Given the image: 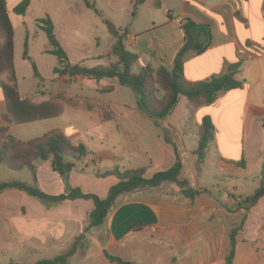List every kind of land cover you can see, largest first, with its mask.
I'll return each instance as SVG.
<instances>
[{
  "label": "crops",
  "instance_id": "1",
  "mask_svg": "<svg viewBox=\"0 0 264 264\" xmlns=\"http://www.w3.org/2000/svg\"><path fill=\"white\" fill-rule=\"evenodd\" d=\"M21 1L4 0L13 32V65L19 96L35 103L58 97L63 100L62 113L57 118L8 124L3 119L6 103L0 88V126L7 127L8 133L21 141L42 136L50 130H60L72 144H83L88 154L73 162L68 185L99 197H105L117 179L113 175L97 177L96 173L114 167L120 170L145 168L144 177L149 178L156 172L169 169L176 157L172 146L165 140L166 134L176 144L182 159L181 177L192 188L202 191L189 200L176 184L163 183L155 188L120 195L104 222L86 233V240L69 258V264H115L104 257L103 251L142 264H226L230 250L229 234L237 226L236 223L232 226L229 221L231 216H237L238 201L244 203L242 199L247 195L234 197L228 194L230 190H220L214 185L207 188L199 183L202 173L198 175L194 169L195 141L189 148L188 132L185 134L182 130L187 112L186 99L185 107L181 109L182 115L185 111L183 121L172 120L181 97L171 115L155 123L137 109L131 90L120 86L116 79L74 78L72 81L68 77H55L52 69L56 59L45 52L48 45L39 49L34 47L32 37L38 19L35 15H39L40 8H45L55 33L58 27H62L71 39L75 60L60 41L70 62L86 66L103 64L102 60L99 62L94 58L100 55L86 52V45L81 43L79 33L91 23L81 17L83 7L77 0H31L24 15H17L13 8ZM110 1L115 11L123 1L133 3V0ZM142 6L147 8L141 9ZM184 19L206 25L210 39L201 54L192 50L184 53L183 77L191 82L203 81L222 73L227 64L241 63L239 78L243 81L241 88L232 89L214 103L199 107L194 122L199 125L204 116H209L215 127L216 119L227 123L233 112L245 145L244 160L259 171V164L264 159V0H145L132 18L133 32L110 25L125 32V47L136 55L138 70L147 65L153 68L161 65L171 70L186 41L181 28ZM140 21L144 25L136 30ZM26 34V54L35 63L38 77L34 76L29 60L23 57ZM37 57L46 71L44 75L40 74ZM19 72H24L26 77L39 78L43 85L30 92L24 83L22 93ZM70 80V85L62 89V82L69 83ZM109 86L112 90H105ZM217 106L220 107L214 115L211 109ZM34 130L38 131L37 134H33ZM15 132L29 136H16ZM34 164L37 184L42 191L50 195L65 192L62 179L50 169L48 160H36ZM238 164L218 160V177L229 179L236 173L245 175V166ZM189 175L195 184L191 185ZM24 194L12 190L0 193V253L11 254L20 250L24 255L42 252L54 257L66 250L88 225V215L93 209L91 200H65L46 208L41 203L36 206L38 203ZM32 202L31 211L29 203ZM244 204L245 209H239L245 215L234 237L232 264H264V197L254 205ZM13 209H17L14 215ZM18 218L30 223L32 229L21 232L13 224Z\"/></svg>",
  "mask_w": 264,
  "mask_h": 264
},
{
  "label": "trees",
  "instance_id": "2",
  "mask_svg": "<svg viewBox=\"0 0 264 264\" xmlns=\"http://www.w3.org/2000/svg\"><path fill=\"white\" fill-rule=\"evenodd\" d=\"M30 1L22 0L13 8V12L17 15H24ZM144 2L145 0H133V15ZM84 3L87 7L92 6L88 0H84ZM35 25L45 34L48 45L45 52L56 59V65L52 69L55 77H68L72 81L74 78L93 81L104 78L116 79L120 86L131 90L137 109L155 123L167 119L179 99L184 97L187 101L185 125L188 126L194 122V114L199 107L210 105L226 92L241 88L243 85V81L239 78L241 63L227 64L222 73L203 81L191 82L183 77L184 53L192 50L195 54H201L207 48L210 39V32L206 25L195 24L189 19H184L181 22L186 41L175 57L171 70L161 65L155 68L147 65L135 71L137 57L125 47L124 32L116 37L111 46L107 54V57L111 59L108 63L93 66H86L83 63L72 64L56 36L51 17L45 15L38 18L35 20ZM12 36V26L7 16L5 2L0 0V88L6 103L3 119L8 124L19 125L59 117L62 113L63 100L58 97L42 103L20 98L14 73ZM194 39L199 40L195 43ZM27 46L26 34L23 57L29 60L34 76L38 77L35 63L27 57ZM105 90L111 91L112 87L109 86ZM159 92H163L160 98L157 95ZM62 98L64 99V96ZM194 133L196 135L193 150L194 169L199 175L206 153L214 143V126L209 116H204L200 124H196ZM165 140L172 146L176 157L174 164L169 169L156 172L149 178L144 177L145 168L120 170L114 167L112 170L96 173L97 177L113 175L117 179V182L109 188L106 196L99 197L93 193H83L79 188H70L68 185V176L72 170L73 162L81 160L88 154V150L83 144H72L60 130H50L42 136L21 141L11 136L7 127L0 126V165L15 172L26 169L32 176L31 185L21 181L0 182V193L11 190L21 191L46 208L54 207L65 200L84 199L91 200L93 203V209L88 215V225L83 233L75 236L70 246L63 252L50 259H41L35 264H69V258L86 240V233L89 229L98 227L104 222L109 210L120 195L155 188L163 183H173L180 188L185 198L193 200L198 196L202 191L192 188L188 181L181 177L183 163L176 144L171 142L166 134ZM36 160L50 162V169L60 176L65 185L64 193L50 195L39 188L34 164ZM239 164L242 166L243 159ZM259 168L258 187L252 194L244 198V203L254 205L264 197V159L259 164ZM239 230L240 228L232 229L229 234L230 250L225 259L226 264H232L234 237ZM103 254L107 260L115 264H142L125 261L106 251H103ZM8 264L20 263L11 260Z\"/></svg>",
  "mask_w": 264,
  "mask_h": 264
},
{
  "label": "rangeland",
  "instance_id": "3",
  "mask_svg": "<svg viewBox=\"0 0 264 264\" xmlns=\"http://www.w3.org/2000/svg\"><path fill=\"white\" fill-rule=\"evenodd\" d=\"M78 3L83 7V15L82 18H86L91 23L87 28H83L84 30L79 33L81 36V43L86 45V52H91L93 56L97 54L100 56L94 57L95 60H102L103 64H106L111 60L107 57L111 46L115 42L116 37L121 34L123 31L114 29L110 24H113L115 28H121L123 30H127L133 32L132 29V18H133V6L130 2H124L119 7V10L115 11L111 6L110 0H89V4L91 7H87L84 3V0H77ZM147 6H142L141 9H146ZM38 18L44 17L47 14L46 9L40 8ZM158 13V12H155ZM160 13V12H159ZM144 23L141 21L136 24V30L138 28L143 27ZM86 29V30H85ZM36 31V32H35ZM34 31V35L32 37L35 40L34 47L37 49L41 48L44 44H47L45 34L36 28ZM39 34V37L37 36ZM57 38L59 42L61 41L66 50L70 53V57L72 60H75L73 55V49L71 48L70 41L71 39L68 37V33L66 34L62 27L57 28ZM125 34V32H124ZM35 36V37H34ZM92 46V47H89ZM22 48V47H21ZM65 50V51H66ZM87 54V53H86ZM51 59H54L51 56ZM41 59L37 57V63L39 64L40 74L44 75L46 73L45 69L41 67ZM29 65V64H28ZM139 68L138 64L135 65L134 70L137 71ZM20 78V86L22 88L23 93V84L25 83L28 86L30 92H34L37 89L41 88L43 83L40 82L39 78L35 77H26L27 75L24 72L18 73ZM71 81L68 83L66 81L62 82L61 88H66L70 85ZM158 97L160 98L163 95V92H159ZM185 98L182 97L180 100L179 108L174 113L172 117L173 121H183V116L181 114V109L185 107ZM220 106L211 109V112L215 115ZM233 112L230 114L229 120L227 123H224L221 120H215V136L214 143L212 147L208 150L205 156L204 164L201 166V176L198 178L199 183L207 186V188H212L211 185L217 186L220 190H230L228 194L237 197L240 195H250L252 194L258 187V170L251 164V162L244 160L243 151H244V143L241 141L239 128L235 124ZM184 125V124H183ZM183 133L187 134L188 147L190 148L193 145V141H195L196 135V124L195 122L190 123L188 126L185 125L182 127ZM33 134H37L38 131L34 130ZM16 136L26 137L29 135L20 134L15 132ZM187 159V158H186ZM243 159L242 166H245V175L242 173H236L235 177L229 179H221L218 177V173L216 170L218 160L231 161L234 164L240 163ZM40 161V160H39ZM188 161V159H187ZM261 163V162H260ZM238 164L237 166H239ZM192 178V179H191ZM191 185L195 184V180L191 175L188 177ZM9 181H21L28 185L32 184V176L30 172L26 169L15 172L9 170L8 168L0 165V182H9ZM235 188V190H233ZM25 197H28L24 194ZM31 201H35L36 206L40 205V202H37L35 199L28 197ZM244 199H242L243 201ZM25 201V198L23 202ZM237 216L234 218L231 216L232 226L236 223V228H241L243 223V216L245 213H241L239 209H245V204L238 201ZM29 208L32 211L33 202L29 203ZM35 206V207H36ZM244 206V207H243ZM17 209H13V215ZM228 210V208L226 209ZM242 216V219H241ZM227 223V224H226ZM226 225L229 227L228 219H226ZM13 224L20 231L27 232L29 229H32V225L30 223H24L21 218L14 219ZM21 231V232H22ZM52 255H48L47 253L42 252H34L28 253L26 255L22 254L20 250H16L9 254L8 252L0 253V263L8 264L9 261L14 260L19 262L20 264H35L37 261L46 258H52ZM257 257V256H254Z\"/></svg>",
  "mask_w": 264,
  "mask_h": 264
}]
</instances>
